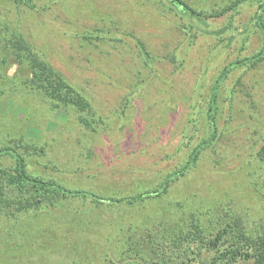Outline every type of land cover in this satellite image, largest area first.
I'll return each mask as SVG.
<instances>
[{"label":"rangeland","instance_id":"374dc122","mask_svg":"<svg viewBox=\"0 0 264 264\" xmlns=\"http://www.w3.org/2000/svg\"><path fill=\"white\" fill-rule=\"evenodd\" d=\"M185 1L208 9L221 2ZM251 12L240 7L233 24H245ZM228 15L208 19L202 30L216 31ZM0 17L18 27L33 59L73 87L63 97L87 104L82 111L53 106L52 98L24 84L33 75L32 58L21 61L8 53L0 68V140L16 142L31 173L114 200L151 190L183 163L207 134L201 124L189 131L187 145L181 143L184 128H192L206 104L211 79L228 62L261 46L254 33L245 38L236 33L226 48L214 47L216 36L206 31L190 37L181 26L187 18L165 0H35L34 8L0 0ZM95 28L109 38L99 47L79 34ZM128 32L146 45L154 58L149 65L142 66ZM170 53L181 60L177 68L166 58ZM217 115L215 142L167 194L96 203L48 191L42 206L17 214L13 227V220L0 214V264H158L163 257L166 264H186L182 252L190 240L175 247L172 237L184 227L178 224L182 210L187 215L192 208L232 211L246 235L256 234L253 225L264 218V156H258L260 150L264 154V61L229 73ZM0 160L4 167L13 164L10 156ZM56 202L51 211L65 220L54 225L41 211ZM200 250L189 251L192 263L212 254ZM230 264L251 261L242 257Z\"/></svg>","mask_w":264,"mask_h":264},{"label":"trees","instance_id":"16d2710c","mask_svg":"<svg viewBox=\"0 0 264 264\" xmlns=\"http://www.w3.org/2000/svg\"><path fill=\"white\" fill-rule=\"evenodd\" d=\"M11 1L17 6L23 5L28 8H34L35 6V0ZM165 2L179 13L181 17L187 18V22L181 26L190 37H195L197 30L214 34L216 36V41L213 44L214 47L219 45L222 48L229 47L236 33L245 35L243 38L251 33L257 34L261 38V46L258 51L246 57H239L228 62L222 66L214 77L211 76L213 78L210 82V91L206 104L203 110H200L201 114L198 119L192 122V128H188V126L184 128L181 143L182 145H187L189 139L192 137V133L189 131H198L201 124L204 125L207 134L195 144L183 163L166 173L154 188L115 200L111 197L96 195L84 189H67L61 183L51 178H43L39 174L35 175L31 173L28 170V161L26 159L28 156L27 154L22 155L18 151L19 146L16 145V142L9 144L0 140V158L2 156H10L13 160V164L7 167H4L0 160V214L6 216L7 220H13L10 226H14L17 214H29L30 210H36V208L42 206L46 197L42 199L41 196L49 195L48 191L55 192L56 196L61 198L80 196L89 198L96 203H112L122 200L133 203L167 194L171 184L173 185L179 177H182L187 172L188 167L198 159L201 151L215 142L218 132V98L227 76L235 68H251L264 61V0H221L220 3L211 6L209 9L204 6L193 7L185 0H165ZM242 6L251 8L252 12L245 24L234 25L233 18L236 15L235 13L239 12V8ZM227 13L229 14L228 17L230 16L229 20L216 31L202 30L201 27L208 19L220 17ZM227 32H229L228 36L225 35ZM79 34L85 41L92 40V46L98 45L99 47L101 41L109 40L104 35L105 33L103 34L101 29L98 28ZM23 36L17 26L10 25L0 17V68L6 62L8 53L17 56L21 61L32 58L29 65L32 68L33 75L25 78V86L27 85L30 89L38 88L41 90L44 96L52 98L53 106L63 108L71 106L82 111L87 106L83 98L78 97L77 100H73L66 96L63 97L64 91L67 90L69 92L73 90V87L63 80L57 71L49 67L48 64L38 59H33L34 54ZM127 37L135 39L143 67L153 62L154 58L147 50L146 45L137 36L128 32ZM110 40H114L115 42L116 38L110 37ZM116 41L121 42V39L118 38ZM242 46H245L244 43H242ZM166 58H168L170 63L174 64L175 68L182 64L179 56L173 53L168 54ZM205 69L207 70V68ZM83 118V116L80 117L81 122L86 127H89L91 123ZM21 143L23 141L19 142V144ZM26 147L24 148L28 150ZM258 156H264L262 150L259 151ZM10 188H12L11 191ZM14 191L16 193L12 194ZM57 204L59 203L56 202V205H49V207L47 206L48 209L41 211L42 217L54 225L62 223V220H65L59 214L55 215L52 213L51 209L56 208ZM192 209L187 215V211L182 210V216L178 224L184 227H179L176 231L177 234L172 237L175 247L188 241V239L190 240L188 245L185 246L183 244L184 253L182 252V254L187 258L186 264H194L192 263L194 258L192 256L188 257V255L189 251L192 254L196 252L195 247L197 251L199 250L195 254L201 252L200 249L212 251V254L207 259L198 260L199 264H230L242 257L250 260L251 264H264V218L259 219L260 224H257V222L253 225L252 230L257 231L256 234L249 231L251 235H246L247 230L240 224L232 211L227 212L222 210L218 214H210V211L204 212L201 208ZM191 216L190 220L189 217ZM40 223L41 220L37 221V225L35 226L38 230L41 228L39 227ZM158 264H166V259L163 257V260L158 262Z\"/></svg>","mask_w":264,"mask_h":264}]
</instances>
